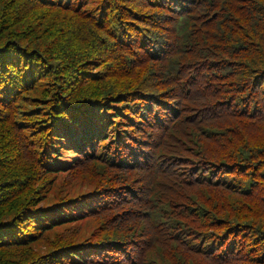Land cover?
Listing matches in <instances>:
<instances>
[{
	"label": "trees",
	"instance_id": "trees-1",
	"mask_svg": "<svg viewBox=\"0 0 264 264\" xmlns=\"http://www.w3.org/2000/svg\"><path fill=\"white\" fill-rule=\"evenodd\" d=\"M0 264H264V0H0Z\"/></svg>",
	"mask_w": 264,
	"mask_h": 264
}]
</instances>
